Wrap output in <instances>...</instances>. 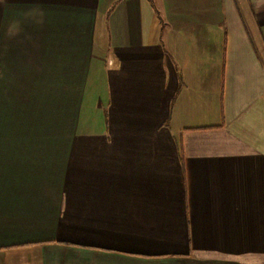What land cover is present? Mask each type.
I'll return each instance as SVG.
<instances>
[{"label": "crops", "instance_id": "1", "mask_svg": "<svg viewBox=\"0 0 264 264\" xmlns=\"http://www.w3.org/2000/svg\"><path fill=\"white\" fill-rule=\"evenodd\" d=\"M0 264H264V0H0Z\"/></svg>", "mask_w": 264, "mask_h": 264}]
</instances>
